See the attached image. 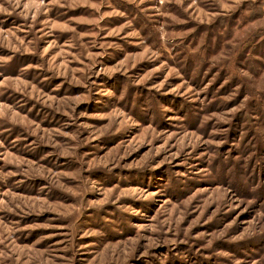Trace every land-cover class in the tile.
Returning <instances> with one entry per match:
<instances>
[{"label":"rangeland","instance_id":"1","mask_svg":"<svg viewBox=\"0 0 264 264\" xmlns=\"http://www.w3.org/2000/svg\"><path fill=\"white\" fill-rule=\"evenodd\" d=\"M0 264H264V0H0Z\"/></svg>","mask_w":264,"mask_h":264}]
</instances>
